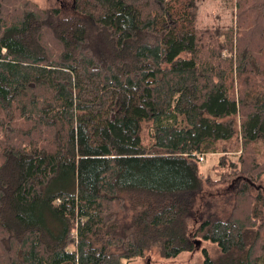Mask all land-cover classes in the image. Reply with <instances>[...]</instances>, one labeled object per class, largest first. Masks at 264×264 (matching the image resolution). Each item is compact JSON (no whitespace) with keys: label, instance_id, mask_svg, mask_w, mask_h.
Instances as JSON below:
<instances>
[{"label":"trees","instance_id":"16d2710c","mask_svg":"<svg viewBox=\"0 0 264 264\" xmlns=\"http://www.w3.org/2000/svg\"><path fill=\"white\" fill-rule=\"evenodd\" d=\"M91 1L0 0V264L198 241L217 250L199 264H264V0L224 28L198 25L203 0ZM204 154L224 160L225 220L188 206Z\"/></svg>","mask_w":264,"mask_h":264},{"label":"rangeland","instance_id":"374dc122","mask_svg":"<svg viewBox=\"0 0 264 264\" xmlns=\"http://www.w3.org/2000/svg\"><path fill=\"white\" fill-rule=\"evenodd\" d=\"M31 1H34L39 5H54L59 3L63 14L69 13L72 7V0ZM87 1L89 2V5H91V3L93 4V1ZM233 4L234 0H203L200 5L198 25L200 27L217 26L220 28L229 26L228 24L230 23L231 18L230 12H234ZM83 5H85V3ZM93 11H96V9H93ZM91 81L97 83L95 80ZM90 85V88L88 87V84L84 87H80L79 85L78 92L81 96H79L80 98L88 100L91 98V95L94 96L95 92L91 91L93 83ZM226 158L233 160L235 159V156L232 157L227 155ZM219 159V154H204L202 160L198 159L199 172L202 174V181L204 180V183H202L199 193L195 196L193 204L188 206L192 209L198 207L197 209L199 212L197 215H202V217L210 214L215 219L225 220L230 210V198L229 200H225L220 194L217 196L216 194L221 193L223 186L228 183L227 180L229 177L225 174V164H223L224 160ZM219 162L222 163L219 164ZM239 184L241 185V183ZM256 185L264 190V175L259 178ZM251 190L253 191L254 188H251ZM203 248L206 249V252L211 257H214L217 254L214 244L208 241H198L192 251L183 252L175 258H163L157 254L154 248H152L148 253H146V255L133 258L124 264H199L203 257Z\"/></svg>","mask_w":264,"mask_h":264},{"label":"built area","instance_id":"2783aa9c","mask_svg":"<svg viewBox=\"0 0 264 264\" xmlns=\"http://www.w3.org/2000/svg\"><path fill=\"white\" fill-rule=\"evenodd\" d=\"M202 158H203V155H198L199 160H202Z\"/></svg>","mask_w":264,"mask_h":264}]
</instances>
